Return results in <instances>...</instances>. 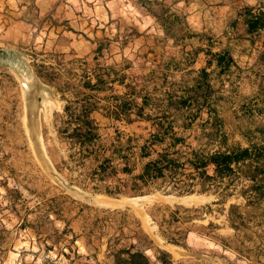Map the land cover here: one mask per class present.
<instances>
[{"label": "rangeland", "instance_id": "1", "mask_svg": "<svg viewBox=\"0 0 264 264\" xmlns=\"http://www.w3.org/2000/svg\"><path fill=\"white\" fill-rule=\"evenodd\" d=\"M222 3L0 0V264H114L115 253L133 246L156 264L166 255L171 264H264V157L234 165L235 173L214 181L206 179L216 176L213 169L201 177L179 166L145 184L137 177L144 163L157 161L156 151L147 160H131L125 173L122 151L111 150L144 137L125 119L103 126L94 113V145L83 148L79 138L86 131L78 121L84 102L95 109L119 90L114 81L124 76L135 83L145 72L140 47L146 29L163 22L171 58L193 28H215L206 15H219ZM193 14L204 19L188 24ZM89 84L108 94L98 95ZM221 120L213 142L203 137L195 143L202 153L241 147L225 142L224 130L230 136L236 119ZM96 125L105 141L100 151ZM249 136L264 147V129ZM186 139L181 153L170 152L173 159L197 147ZM147 196L156 198L129 201ZM188 197L199 202L183 201Z\"/></svg>", "mask_w": 264, "mask_h": 264}, {"label": "crops", "instance_id": "2", "mask_svg": "<svg viewBox=\"0 0 264 264\" xmlns=\"http://www.w3.org/2000/svg\"><path fill=\"white\" fill-rule=\"evenodd\" d=\"M222 1L219 11L215 9L219 15H206L215 28H193V37L176 47L171 58L169 32L163 22L156 24L154 31L146 29L144 47H140L144 49L145 61L141 69L145 72L135 83H128L124 76L114 81L113 87L119 90H114L112 98L104 97L95 109H89L84 102L82 128L85 129L86 121L93 125L92 115L96 113L103 126L125 119L128 125L134 126V131L144 133V137L135 135L137 143L132 138L125 149L112 146V152L122 151L119 161L123 166H131L134 159L137 162L147 160L156 151L157 160L166 157L200 174L201 169H196L199 161L220 151L207 148V153H202L200 145L195 143L203 137L213 142L211 138L218 131L222 133L221 118L227 116L236 119L238 126L230 136L231 131L224 130L228 145L230 141L242 148L260 147L249 134L264 129L259 125L264 122V27L250 30L249 23L256 17L264 19V0ZM201 19H204L203 14H193L187 22L195 25ZM217 22L221 23L219 27ZM226 22H231L232 27H226ZM88 86L92 90L93 87ZM92 91L98 95L108 94L99 89ZM96 126L100 151L105 148V141L99 125ZM186 136H191L193 147H197L192 148L186 158L180 155L173 159L170 152L181 153L183 144L188 141ZM116 158L115 154L104 162H113ZM152 162L147 161L144 166ZM207 169L215 171L213 165Z\"/></svg>", "mask_w": 264, "mask_h": 264}, {"label": "trees", "instance_id": "3", "mask_svg": "<svg viewBox=\"0 0 264 264\" xmlns=\"http://www.w3.org/2000/svg\"><path fill=\"white\" fill-rule=\"evenodd\" d=\"M250 30H255L260 27H264V19H261L260 17H256L253 21H250L249 23ZM1 52V51H0ZM78 121L82 122V118L80 116V119ZM85 125V132L80 133L79 138L80 142L85 144L92 143L94 139V135L91 130V124L86 121L84 123ZM264 157V147H253V148H232L227 151L218 152L216 154H213L206 159H202L199 161V164L196 165V169H201L200 175L201 177H205V170L210 166L213 165L215 168V177H206L209 181H214L216 178L224 176L231 175L235 173V169L233 168L234 165L239 166L242 164H245L247 161H257L259 162ZM105 167V166H104ZM179 165L176 164L172 160H168L166 157H162L160 160L154 161L150 164H147L143 174L137 177V179L142 180L145 184H148L152 180H158L165 177V171H175L176 168H178ZM105 169V168H103ZM123 172H131L130 169L125 167L123 169ZM256 173H261L259 166L255 167ZM256 179V176L253 177ZM131 247L129 249H122L114 254V264H156L152 263L150 259L140 251L133 252ZM165 256V259L158 258V261L161 264H171Z\"/></svg>", "mask_w": 264, "mask_h": 264}, {"label": "bare ground", "instance_id": "4", "mask_svg": "<svg viewBox=\"0 0 264 264\" xmlns=\"http://www.w3.org/2000/svg\"><path fill=\"white\" fill-rule=\"evenodd\" d=\"M32 121V120H31ZM33 123L32 122H30V124H29V128H30V132H31V134H32V136H33V138H34V141L36 142V144L38 145V138H37V131H36V129H35V127L32 125ZM38 147V146H37ZM154 198H156L155 196H152V197H139V198H133V199H131V200H129L131 203H133V204H139V202H143V203H146V202H152L153 201V199ZM168 199V198H167ZM155 200V199H154ZM157 200V199H156ZM159 200V199H158ZM129 201H128V203H129ZM183 201H185V202H188V203H197V202H199V200L197 199V198H195V197H188V198H185ZM107 203L108 202H113L114 203V200H107L106 201ZM117 203V202H116Z\"/></svg>", "mask_w": 264, "mask_h": 264}]
</instances>
